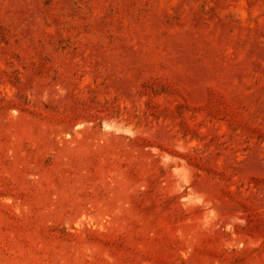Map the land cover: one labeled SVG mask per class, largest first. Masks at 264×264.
I'll use <instances>...</instances> for the list:
<instances>
[{"label":"rangeland","instance_id":"374dc122","mask_svg":"<svg viewBox=\"0 0 264 264\" xmlns=\"http://www.w3.org/2000/svg\"><path fill=\"white\" fill-rule=\"evenodd\" d=\"M0 264H264V0H0Z\"/></svg>","mask_w":264,"mask_h":264}]
</instances>
